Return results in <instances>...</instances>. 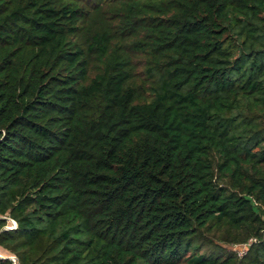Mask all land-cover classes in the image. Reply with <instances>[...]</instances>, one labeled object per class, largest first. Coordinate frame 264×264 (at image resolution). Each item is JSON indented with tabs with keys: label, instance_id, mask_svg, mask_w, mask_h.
<instances>
[{
	"label": "trees",
	"instance_id": "16d2710c",
	"mask_svg": "<svg viewBox=\"0 0 264 264\" xmlns=\"http://www.w3.org/2000/svg\"><path fill=\"white\" fill-rule=\"evenodd\" d=\"M0 254L264 264V0H0Z\"/></svg>",
	"mask_w": 264,
	"mask_h": 264
},
{
	"label": "built area",
	"instance_id": "2783aa9c",
	"mask_svg": "<svg viewBox=\"0 0 264 264\" xmlns=\"http://www.w3.org/2000/svg\"><path fill=\"white\" fill-rule=\"evenodd\" d=\"M11 222L10 226H7L6 230H14L17 228V223L14 220H9ZM255 242V240H250L247 244L245 245H240L237 247H241V248H234V250L237 252V255L239 256V258H242L244 255L247 254V251L249 249V247H251V245ZM1 255V254H0ZM0 257L4 258V259H8L10 260L13 264H20L19 260L16 256H7V257H3V255H1Z\"/></svg>",
	"mask_w": 264,
	"mask_h": 264
},
{
	"label": "rangeland",
	"instance_id": "374dc122",
	"mask_svg": "<svg viewBox=\"0 0 264 264\" xmlns=\"http://www.w3.org/2000/svg\"><path fill=\"white\" fill-rule=\"evenodd\" d=\"M10 220H11V219H10ZM236 247H237V245L234 246V248H236ZM237 248L239 249V248H241V247H237Z\"/></svg>",
	"mask_w": 264,
	"mask_h": 264
},
{
	"label": "water",
	"instance_id": "95a60500",
	"mask_svg": "<svg viewBox=\"0 0 264 264\" xmlns=\"http://www.w3.org/2000/svg\"><path fill=\"white\" fill-rule=\"evenodd\" d=\"M1 256V255H0Z\"/></svg>",
	"mask_w": 264,
	"mask_h": 264
}]
</instances>
